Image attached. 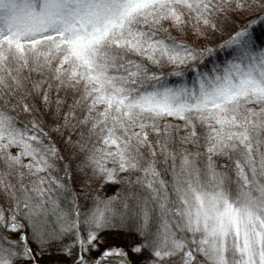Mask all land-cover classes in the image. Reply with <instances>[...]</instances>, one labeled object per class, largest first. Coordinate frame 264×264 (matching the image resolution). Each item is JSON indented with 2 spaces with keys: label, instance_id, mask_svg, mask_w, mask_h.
<instances>
[{
  "label": "rangeland",
  "instance_id": "1",
  "mask_svg": "<svg viewBox=\"0 0 264 264\" xmlns=\"http://www.w3.org/2000/svg\"><path fill=\"white\" fill-rule=\"evenodd\" d=\"M205 1L155 0L153 4L152 0H130L121 15L109 11L106 17L97 19L100 25L92 20L84 28L71 22L75 26L73 45L82 50V46L93 43L89 48L93 54L103 36L109 34L108 42H130L169 71L177 66L166 60L170 57L168 51L147 42L142 45L138 32L124 19L129 13L145 10L143 18L147 24L170 17L167 27L179 33L182 40L193 37L199 44L205 42L204 31L197 25L189 27L184 21L200 17ZM147 2L153 6L149 7ZM14 4L13 0H0L4 17L8 18L4 14L17 16ZM53 5L54 0L49 10L31 9L30 14L35 20H42L40 29L64 30L61 20L54 17ZM207 20L202 15L197 21ZM28 49H33L35 56L50 57L44 47L33 45ZM243 55L246 56H240L241 63L231 66L208 86L201 85L194 102L187 103L193 110L188 114L189 130L183 124L187 114L182 113L185 106L180 104L177 92L137 101L134 106L146 111L143 117L147 121L134 125L133 118L121 108L117 93L98 95L101 88L90 85L91 80L86 82L87 92L96 96V104L91 106L92 127L100 131L83 140L76 157L68 159L69 176L83 180L82 187L76 190L44 171L41 157L29 150L25 140L0 134V162L10 163L13 170L10 171L16 191L11 199L13 210L24 220L20 224L19 220L8 218L5 223L0 208V264H71L72 253L68 250L79 246L85 256L82 264H91L85 260L97 249L96 233L112 228H130L140 235L147 256H153H144L145 264H160L155 258L162 256L168 257L163 261L172 264L175 256L171 260L169 257L176 252L181 264H264V53L253 56L243 52ZM47 63L42 61L40 65L48 66ZM177 119L182 121L180 129ZM160 127L165 131H160ZM173 127L184 136L191 130V135L172 136L169 130ZM129 129L152 131L166 173L156 171L153 163L140 158L141 142L134 139V132ZM64 132V127L60 131L54 129L57 140L70 153L71 148L67 147L70 140L67 141ZM110 157L117 158L121 170L118 175H124L121 180L128 203L122 204L110 195L112 192L108 193L116 188L110 178L99 182L95 197L87 193L91 188L83 175L89 173V177L98 181L97 176L102 174ZM70 195L77 202L74 210L62 205V200L70 202ZM153 202H159L155 209L151 206ZM24 235L30 251L17 260L16 251H20L19 241ZM139 247L133 246L134 254ZM108 253L131 261L136 257L118 247L107 252L100 248L94 255L108 256Z\"/></svg>",
  "mask_w": 264,
  "mask_h": 264
},
{
  "label": "trees",
  "instance_id": "2",
  "mask_svg": "<svg viewBox=\"0 0 264 264\" xmlns=\"http://www.w3.org/2000/svg\"><path fill=\"white\" fill-rule=\"evenodd\" d=\"M52 1L13 0L16 17L9 14H4L8 18L4 17L3 9L0 8V134L4 138L13 136L25 140L31 148L27 149L32 150L36 157H41L43 170L58 182L73 186L75 190L82 187L83 180L69 176L66 170L68 159L76 157L78 146L83 140L85 142L95 131H100L92 127L91 106L96 104V96L87 92L86 82L92 81L90 85L101 88V94L98 95L109 96L117 93L122 101L119 103L121 108H125L127 114L133 118L134 125H138L139 121H147L143 117L146 111L134 106L137 101L177 92L180 104L185 106L182 113L187 114L183 124L189 130L188 114L193 113V110L187 103L194 102L200 86H208L231 66L241 63L240 56H246L243 52L253 56L264 53V0H206L200 8L203 9L200 17L194 16L184 21L189 27L197 25L204 31L205 42L199 44L193 37L186 36L182 40L179 33L167 27L170 17L147 24L148 21L143 18L146 10L145 13H129L128 18L123 19L138 32L142 45L147 42L154 45V48L161 46L168 51L170 57L166 60L176 63L177 66L169 71L163 65L160 66V61L155 63L151 56L136 50L130 42H108L109 34L103 36L102 44L94 49L93 54L89 53L93 43L87 44V47L82 46V50L73 45L75 26L71 22L88 28L92 20L97 23L109 11L121 15L124 5L130 0H54V17L61 20L65 29H40L42 20H35L30 10L47 11L52 7L49 6ZM154 1L152 0L153 4ZM152 3L146 4L151 7ZM202 15L208 19L205 23L197 21ZM135 16L138 18L136 21ZM33 45L44 47L50 57L47 59L35 56V51L28 49ZM161 53L163 56V51ZM42 61L48 62V66H41ZM181 122V119H177L178 129L182 127ZM63 127L67 141L70 140L67 146L71 148L70 153L63 148V144L54 134L55 128L60 131ZM174 128L169 130L172 136L188 138L191 135V130L184 136L183 132H176ZM159 129L165 131L162 127ZM146 130L145 133L139 131L132 134L135 140L141 142L138 146L140 158L153 163L156 171H164L157 137L150 129ZM9 164L0 162V208L4 212L5 223L9 218L19 220L21 224L24 220L15 213L14 204L11 202L16 191L10 173L13 170ZM119 171L121 170L117 158L110 157L104 164L102 174L97 176L98 181L95 182L89 177V173L84 174L83 178L91 188L87 193L95 197L99 182L110 178L109 181L116 183V188L108 193L112 192L110 195L119 199L122 204L128 203V194L121 180L124 175H118ZM129 177L132 179V174ZM69 200L70 202L62 200V205L74 210L77 202L71 195ZM156 204L153 202L152 208L155 209ZM96 234L95 239L99 241L95 244L97 249L86 258V263L145 264V257L153 258L151 255L147 256L142 238L133 229L112 228ZM25 241L24 235L19 241L20 251H16L17 260L23 257L22 253L24 255L30 251ZM136 245L140 246L137 249L139 252L134 254L132 248ZM117 247L126 251L130 257L136 256L134 261L118 254L94 255L100 252V248L107 252L108 249ZM68 251L72 253L71 264H82L85 256L80 246L72 247ZM177 255L179 252L170 255L169 260L175 256L172 264H181ZM166 258L168 257L162 256L155 260L158 259L156 263L169 264L162 260Z\"/></svg>",
  "mask_w": 264,
  "mask_h": 264
}]
</instances>
